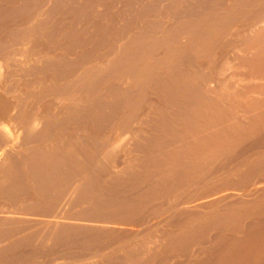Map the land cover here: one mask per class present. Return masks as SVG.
Returning a JSON list of instances; mask_svg holds the SVG:
<instances>
[{"label":"bare ground","instance_id":"6f19581e","mask_svg":"<svg viewBox=\"0 0 264 264\" xmlns=\"http://www.w3.org/2000/svg\"><path fill=\"white\" fill-rule=\"evenodd\" d=\"M0 264H264V0H0Z\"/></svg>","mask_w":264,"mask_h":264}]
</instances>
